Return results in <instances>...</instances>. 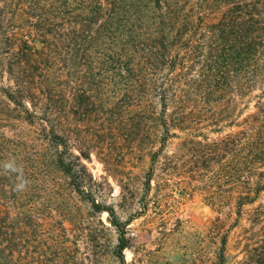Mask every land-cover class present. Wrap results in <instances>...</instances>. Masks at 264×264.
<instances>
[{"label":"trees","instance_id":"1","mask_svg":"<svg viewBox=\"0 0 264 264\" xmlns=\"http://www.w3.org/2000/svg\"><path fill=\"white\" fill-rule=\"evenodd\" d=\"M1 79L0 94L41 132L49 161L45 171L38 153L23 154L0 131V264L107 260L108 251L79 258L63 222L53 230L55 210L74 220L48 202L55 173L94 214H108L110 256L127 264L130 219L99 190L83 163L95 147L79 134L81 125L108 134L125 115L133 137L152 126L159 145L146 192L159 170L160 186L184 178L215 206L211 264H264V0H0ZM10 161L21 171L5 170Z\"/></svg>","mask_w":264,"mask_h":264},{"label":"rangeland","instance_id":"2","mask_svg":"<svg viewBox=\"0 0 264 264\" xmlns=\"http://www.w3.org/2000/svg\"><path fill=\"white\" fill-rule=\"evenodd\" d=\"M5 81L1 79L0 83ZM17 115L15 105L9 104L0 94V131L8 138L22 142L23 154L33 156L38 153L39 164L48 170V143L37 128L19 120ZM124 120L121 126L108 123L106 127L112 129L108 134L102 128H99L102 134H97L96 126L85 125L79 127V134L87 140L82 145L89 143L95 147L91 160H83V163L98 182L97 187L105 193L109 205L116 207L123 221L130 219L131 247L125 251L127 264H211L213 240L208 237L207 226L218 216L215 206L206 200L204 191L191 188L184 178L174 176L171 185L160 186L159 170L147 193L144 183L152 163L150 151L159 148L156 135L152 134V126L144 124L140 129L142 134L133 137L128 115ZM208 135L211 139L218 137L214 132ZM178 143L179 140H173L169 150H174ZM53 177L48 202L54 208L62 205L74 218L72 223L62 220L60 210H55V220L50 222L53 230L61 228L56 222H63L68 228V245L79 258L91 251L99 254L108 251V258L102 263L118 264L110 256L117 243V233L108 214H94L66 177L60 173ZM238 238L239 228L230 234L231 255L237 254L234 246Z\"/></svg>","mask_w":264,"mask_h":264},{"label":"clouds","instance_id":"3","mask_svg":"<svg viewBox=\"0 0 264 264\" xmlns=\"http://www.w3.org/2000/svg\"><path fill=\"white\" fill-rule=\"evenodd\" d=\"M4 168L5 170H11L13 172H19L21 171L20 169H18L16 166H15V163L14 161H10V162H7L4 164ZM19 178V177H18ZM24 184L25 182L22 181V178H21V183L17 185V188L18 189H22L24 187Z\"/></svg>","mask_w":264,"mask_h":264}]
</instances>
